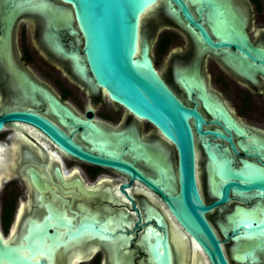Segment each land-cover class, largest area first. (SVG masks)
<instances>
[{
  "label": "flooded vegetation",
  "instance_id": "1",
  "mask_svg": "<svg viewBox=\"0 0 264 264\" xmlns=\"http://www.w3.org/2000/svg\"><path fill=\"white\" fill-rule=\"evenodd\" d=\"M182 1L218 46L208 45L171 0H158L148 10L141 34L152 46L160 77L204 120V134L189 120L196 185L203 204L212 206L205 217L223 261L264 264V0ZM149 18L152 31L145 29ZM21 24L17 50L14 35ZM25 25L33 52L22 43ZM71 31L66 19L58 22L35 11L16 14L14 0H0V119L34 114L96 158L67 149L30 121H3L0 264H159L161 238L169 264H215L143 180H159L163 151L176 169L173 144L81 76L73 60L82 56L81 35ZM241 36L248 49L236 46ZM35 52L58 75L51 83L30 66ZM108 160L131 165L142 178ZM225 162L239 176H227ZM176 186L177 180L172 189Z\"/></svg>",
  "mask_w": 264,
  "mask_h": 264
},
{
  "label": "water",
  "instance_id": "2",
  "mask_svg": "<svg viewBox=\"0 0 264 264\" xmlns=\"http://www.w3.org/2000/svg\"><path fill=\"white\" fill-rule=\"evenodd\" d=\"M59 1L65 6L55 9L68 16L71 34L81 35L79 43L82 47V56L78 57L79 67L82 69L81 76L89 83L92 82L103 88L114 102L124 106L137 117L152 123L175 148L176 169L169 161L167 153L163 151L158 168L159 180L151 182L143 179L144 182L161 195L178 224L206 250L214 263L226 264L222 259L217 239L205 217L212 206L203 204L196 185V154L189 120L194 119L198 134L205 133L201 130L204 120L195 108L186 107L160 77L151 60L152 46L141 34L142 17L158 0ZM171 1L177 4L184 18L197 29L208 45L218 46L212 42L202 26L195 22L182 0ZM49 4L52 5L50 2ZM11 19L9 18V25ZM74 24L77 30L73 28ZM154 26L149 25L147 21L145 29L152 31ZM236 46L247 49L250 47L243 36L239 38V45ZM21 76L25 75L21 74ZM52 101L59 110H65V107L58 104L55 99ZM12 119L30 121L42 127L67 149L79 153L86 159H96L74 147L49 122L31 113H14L5 116L0 119V129L3 121ZM206 133L220 136L211 131ZM108 164L123 166L133 175L142 178V174L131 165H124L114 160H108ZM224 173L229 177L239 176L231 170L227 162ZM176 180L177 186L172 189ZM226 197L227 191H224L223 200ZM158 243L163 247V257L159 264H169L165 239L161 238Z\"/></svg>",
  "mask_w": 264,
  "mask_h": 264
},
{
  "label": "bare ground",
  "instance_id": "3",
  "mask_svg": "<svg viewBox=\"0 0 264 264\" xmlns=\"http://www.w3.org/2000/svg\"><path fill=\"white\" fill-rule=\"evenodd\" d=\"M17 1V2H15ZM157 5V4H156ZM152 9V8H151ZM150 9V11H151ZM14 11L16 12V14H20L21 12H24V11H35V12H39L43 15H45L46 17H50L51 20H56V21H63V20H68V16L59 11L58 9H55V7L51 4H49V2L47 0H14ZM49 41L54 44L55 46H58V43L57 41L53 38V37H49ZM138 49V48H137ZM9 56V53L8 55ZM7 59V58H5ZM73 60L75 62V66L77 68V70L81 73L82 72V69L79 67V64H78V57L76 56H73ZM7 61V60H6ZM8 63V62H6ZM9 64V63H8ZM10 68V65L9 67ZM12 68V67H11ZM12 72V69L10 70ZM17 77V76H16ZM19 79V77H17V80ZM23 80V79H22ZM19 81V80H18ZM21 81V79H20ZM19 81V82H20ZM13 84V82H12ZM15 84V83H14ZM25 84V83H23ZM22 85V84H21ZM28 87V86H27ZM25 89V88H23ZM29 91V90H27ZM25 92V91H24ZM23 92V93H24ZM27 95V93H24ZM23 94V95H24ZM26 97V96H25ZM30 98V96H29ZM161 151V150H160ZM160 157H161V153H160ZM170 161V160H169ZM161 164V162H160ZM152 165V164H151ZM179 236V235H177ZM182 238V236H181ZM176 243H177V240L175 239ZM178 244V243H177ZM181 245V244H180ZM183 245V244H182ZM181 245V246H182ZM179 246V245H178ZM180 246V247H181Z\"/></svg>",
  "mask_w": 264,
  "mask_h": 264
},
{
  "label": "rangeland",
  "instance_id": "4",
  "mask_svg": "<svg viewBox=\"0 0 264 264\" xmlns=\"http://www.w3.org/2000/svg\"><path fill=\"white\" fill-rule=\"evenodd\" d=\"M149 21V25H155L154 22L149 18L148 20H145V25L146 22ZM23 27V25L21 24V26H19V28L17 29V32L14 35V42L16 43L17 46V50H19L21 44V39H20V31L21 28ZM24 30H25V37L22 40V43L24 45V47H29L32 52L34 51V48L32 46V38H31V29L28 27V25L24 26ZM34 56V64H31L30 66L32 67V69L34 70L36 76H38L39 78L48 81V83H51V79L50 78H56L58 77L57 74H53L51 73L49 67L47 66L45 60H43V58H41L36 52L33 53ZM159 63V67L161 66L160 60L158 61Z\"/></svg>",
  "mask_w": 264,
  "mask_h": 264
}]
</instances>
